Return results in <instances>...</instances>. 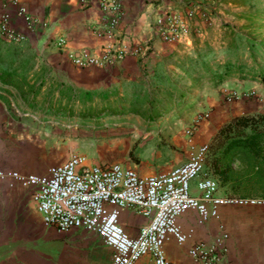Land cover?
<instances>
[{
  "label": "crops",
  "instance_id": "crops-1",
  "mask_svg": "<svg viewBox=\"0 0 264 264\" xmlns=\"http://www.w3.org/2000/svg\"><path fill=\"white\" fill-rule=\"evenodd\" d=\"M90 2L84 9L80 0H19L38 21L27 30L16 17L15 8L0 0V17L8 13L10 27L24 36L23 41L13 43L0 35L1 45L18 50L16 55L6 56L0 47V171L46 170L45 156L35 152L38 137L34 130L46 128L50 113L52 119L63 124L60 127L72 128L77 133L75 140L68 141L75 146L67 150L68 157L81 150L80 144L118 146L126 145V139L139 137L140 109L130 104L128 98L136 97V89L142 88L143 79L153 76L157 65L177 59L183 49L188 53L204 49L200 57L204 65L211 66L210 80L216 85L202 93L200 103L192 101L185 106L191 110L189 121L184 122L189 125L181 126L180 132L171 136L168 149L162 148L150 154V158L141 153L142 158L131 162L127 156L97 152L94 161L102 164L123 160L122 165L140 176L168 172L184 163L197 147L209 145L231 119L264 118V101L243 95L231 101L226 97L227 93L248 91L264 95V0H120L124 16L118 30L119 41L132 51L140 48L142 53L129 54L110 66L80 69L53 43L61 37L67 51L100 52L105 40L92 30L99 22L100 11L97 0ZM189 2H202L208 21L196 16L190 22L185 41L161 42L155 32L156 18L167 11L184 14ZM75 102L77 114L67 116ZM39 106L45 108L46 114L37 112L35 108ZM106 110L124 115L113 116ZM155 110L146 108L148 122L155 121L151 118L157 114ZM199 115L204 117L189 137L186 130ZM165 121L167 118L157 120L156 124L162 126ZM87 127L93 131L82 129ZM39 137L43 143L49 139L46 135ZM162 155L166 158L162 165L148 163ZM207 165V173L217 181ZM257 186L251 192L264 196V183ZM191 191L197 193L196 180L191 183ZM145 221L131 211H121L120 223L130 235H135ZM176 222L188 241L183 246L174 240L165 244L171 264H192L187 248L198 241H209L220 226L229 235L227 264H264V208L222 207L219 220L208 222H201L194 211H188ZM109 258L110 250L94 234L83 230L59 232L46 227L32 191L7 179L0 180V264H109ZM138 264H149V260L143 258Z\"/></svg>",
  "mask_w": 264,
  "mask_h": 264
},
{
  "label": "built area",
  "instance_id": "built-area-1",
  "mask_svg": "<svg viewBox=\"0 0 264 264\" xmlns=\"http://www.w3.org/2000/svg\"><path fill=\"white\" fill-rule=\"evenodd\" d=\"M15 8V15L27 30L38 21L30 16L19 0H3ZM200 1V0H199ZM90 0H80L87 8ZM202 2H189L184 14L167 11L156 18L155 32L165 44L185 41L190 22L196 16L208 21ZM99 22L94 34L105 40L99 53L88 49L67 51L64 38H56L53 45L66 53L77 68L106 67L120 62L129 54L140 55L119 41L118 30L124 12L120 0H97ZM9 14L0 17V35L7 41L24 40L21 32L9 25ZM264 101L255 92L227 93V100L241 96ZM199 115L197 120L203 118ZM199 122V121H198ZM198 122L186 130L190 137ZM209 145L203 144L188 155V159L168 172L140 176L129 166L118 162L90 163L86 156L73 152L63 162L48 166L43 173L0 171V180L7 179L32 191L36 208L43 224L59 232L83 230L96 235L110 250L109 264H138L148 258L149 264H171L165 244L174 240L179 246L188 241L177 225V218L194 211L201 222L218 221L220 208H264V197H244L220 192L219 182L206 172ZM196 180V194L191 183ZM131 211L144 218L135 235H130L120 223L121 211ZM229 235L220 226L209 241H198L187 248L192 264H227Z\"/></svg>",
  "mask_w": 264,
  "mask_h": 264
},
{
  "label": "rangeland",
  "instance_id": "rangeland-1",
  "mask_svg": "<svg viewBox=\"0 0 264 264\" xmlns=\"http://www.w3.org/2000/svg\"><path fill=\"white\" fill-rule=\"evenodd\" d=\"M0 47L2 48L3 55L6 56L16 55L18 52L17 49L11 47L8 48L1 44ZM203 52L204 49H200L196 52L188 53L187 50L183 49V51L178 54L177 59L163 61L154 68V74L151 78L142 80L140 84L142 88L139 91L136 89V97L128 98L130 104L134 103L138 105V108L140 109L138 115L140 116L139 120L141 121L140 126L142 129L139 137L126 139V145L118 146L89 145L88 143L80 144L79 147L81 150L78 151V153L85 155L88 162L93 163H101L100 161H94V158H96V154L94 155V153L97 152L114 153L120 157L127 156V159L134 162L135 160L142 158L140 157L141 153L142 156H148V158H150V154H155L161 151L162 148L168 149L171 136L177 135L182 128L181 126L185 127L189 125L188 123L184 124V122L189 121L188 118L190 117L191 110L185 109V106L192 101L194 104L200 103L203 100L202 93L210 91L216 87L215 82L210 80L211 73L209 70L211 69V66L208 64L204 65L203 63L205 61L200 57ZM41 99H39V101H41ZM51 99L53 100V98ZM50 106L52 108V105ZM41 107L42 106H39L35 109H38L39 111L37 112L39 113H43L44 111L46 114L45 108L43 107V109H41ZM54 107L57 108V101L55 102ZM77 107L78 106L75 102L70 108V113H66L67 116L76 115L77 113H75L74 110H77ZM148 107L156 109L155 111L157 114H154L155 116L151 117L155 121H147V113L145 110ZM106 111L113 116L120 114L124 115L122 112L116 114L112 110ZM52 114L53 113H50L49 123L46 124V128H36L34 130L35 136L38 137L37 139H40V141H38L35 138V152H39L45 156L44 165L46 167L65 161L68 158V155H66L67 150L75 147L74 144H68V141L70 140L71 142L72 138L75 140V136H77V133L73 132L72 128L60 127V125L63 124L57 122L54 117V119H52ZM157 117H159V119ZM197 117L194 120L200 122V120H197ZM142 118H144L145 121H143ZM163 118H167V121H165L162 126L157 125L156 121ZM82 129L85 131L87 130L88 132L93 131L89 127ZM45 135L46 137H49V139H47L48 141H46L47 143H43L41 137H39H45ZM209 156L210 148L206 160V172L209 170L207 165ZM113 161L120 163L124 162L123 160H111L106 162ZM165 161V155H162L160 158H157L156 161L149 160L148 163L162 165ZM256 186V184H250L246 188H243L241 193L232 194L244 197H257L256 193L251 192ZM220 187L221 186L219 185V189L222 188L221 192L231 194V191L227 187Z\"/></svg>",
  "mask_w": 264,
  "mask_h": 264
},
{
  "label": "trees",
  "instance_id": "trees-1",
  "mask_svg": "<svg viewBox=\"0 0 264 264\" xmlns=\"http://www.w3.org/2000/svg\"><path fill=\"white\" fill-rule=\"evenodd\" d=\"M263 121L251 116L233 118L209 144L211 173L231 194L241 193L250 184L264 183Z\"/></svg>",
  "mask_w": 264,
  "mask_h": 264
}]
</instances>
